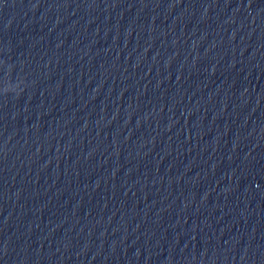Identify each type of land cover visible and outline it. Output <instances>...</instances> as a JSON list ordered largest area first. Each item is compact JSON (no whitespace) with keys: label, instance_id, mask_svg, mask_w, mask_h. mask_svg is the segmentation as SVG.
Here are the masks:
<instances>
[{"label":"water","instance_id":"95a60500","mask_svg":"<svg viewBox=\"0 0 264 264\" xmlns=\"http://www.w3.org/2000/svg\"><path fill=\"white\" fill-rule=\"evenodd\" d=\"M0 264H264V0H0Z\"/></svg>","mask_w":264,"mask_h":264}]
</instances>
